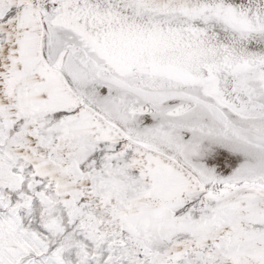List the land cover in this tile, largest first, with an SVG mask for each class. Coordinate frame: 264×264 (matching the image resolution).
Returning a JSON list of instances; mask_svg holds the SVG:
<instances>
[{
    "label": "snow or ice",
    "instance_id": "snow-or-ice-1",
    "mask_svg": "<svg viewBox=\"0 0 264 264\" xmlns=\"http://www.w3.org/2000/svg\"><path fill=\"white\" fill-rule=\"evenodd\" d=\"M0 264H264V0H0Z\"/></svg>",
    "mask_w": 264,
    "mask_h": 264
}]
</instances>
